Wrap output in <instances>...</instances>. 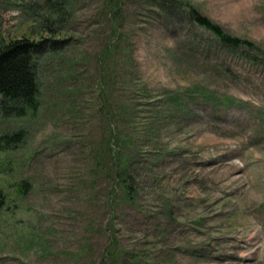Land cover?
I'll return each instance as SVG.
<instances>
[{
    "label": "rangeland",
    "instance_id": "obj_1",
    "mask_svg": "<svg viewBox=\"0 0 264 264\" xmlns=\"http://www.w3.org/2000/svg\"><path fill=\"white\" fill-rule=\"evenodd\" d=\"M25 33L0 264H264V0H0V42Z\"/></svg>",
    "mask_w": 264,
    "mask_h": 264
},
{
    "label": "trees",
    "instance_id": "obj_2",
    "mask_svg": "<svg viewBox=\"0 0 264 264\" xmlns=\"http://www.w3.org/2000/svg\"><path fill=\"white\" fill-rule=\"evenodd\" d=\"M191 18L197 25L211 31L226 46L231 48L255 47L250 40L226 32L220 25L197 11H193ZM46 28L51 30L49 26ZM46 38V35L40 33L37 39H34L25 33L20 37L0 42V121L27 117L38 109L41 89L33 61L35 59L34 54L36 56V53L45 45ZM24 136L25 128L23 127L0 131V153L7 152L11 147L14 148L17 143L21 145ZM5 162L8 164V168L6 165L4 166ZM10 165V158L6 154L0 155V174L2 177L5 171L10 169ZM7 179L4 177V181H2L0 178V210L5 206L7 184L13 183L18 195L23 194L28 189V184L24 181L7 182ZM4 212L5 210L1 213Z\"/></svg>",
    "mask_w": 264,
    "mask_h": 264
}]
</instances>
